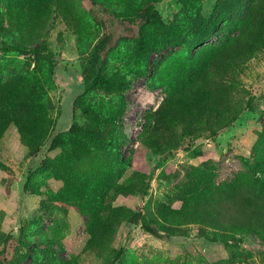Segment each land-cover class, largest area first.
<instances>
[{
  "label": "rangeland",
  "instance_id": "obj_1",
  "mask_svg": "<svg viewBox=\"0 0 264 264\" xmlns=\"http://www.w3.org/2000/svg\"><path fill=\"white\" fill-rule=\"evenodd\" d=\"M146 1L0 0V242L5 234L22 241L17 264H108L119 243L124 250L113 264H264L256 234L179 225L168 212L180 207L183 189L201 173L220 182L249 164L256 176L263 174L256 147L264 146V48L235 74V113L228 125L212 130L211 122L187 125L165 115L177 86L200 71L246 19L264 23V1L154 0L164 27L128 29L117 20L101 21L103 7L131 17ZM213 14L216 33L193 47L200 19ZM109 31L115 36L104 74H123L131 86L118 121L102 128L105 142L84 141L67 132L73 122L85 123L72 103L85 90L81 73L92 47ZM139 37L152 43L151 51ZM2 40L26 53L3 50ZM38 44L51 53L33 52ZM87 101L103 114L118 106L116 94L102 90L89 92ZM46 121L49 128L36 137L40 150L30 155L28 138L39 127L42 132ZM58 132L67 141L51 150ZM137 209L135 224L128 216ZM103 219L109 222L102 228Z\"/></svg>",
  "mask_w": 264,
  "mask_h": 264
},
{
  "label": "trees",
  "instance_id": "obj_2",
  "mask_svg": "<svg viewBox=\"0 0 264 264\" xmlns=\"http://www.w3.org/2000/svg\"><path fill=\"white\" fill-rule=\"evenodd\" d=\"M153 1L147 0L131 17L118 16L103 7L100 11L104 13L106 18L101 19V21L105 23L107 19L117 20L118 25L126 26L128 29L140 28L147 24H158L164 27L166 25L154 8ZM218 22L217 14H213L208 20L200 19L199 28L194 31L192 46L196 47L210 39L217 31ZM114 36L113 31L102 34L92 47L89 59L82 69L81 81L85 84V90L75 98L72 107L73 113L77 108L80 110L85 117V123L82 126L73 122L67 131L70 136L80 137L84 141L105 142L103 126L115 124L123 113L124 107H126L125 92L130 88L131 80L123 74L116 76L104 74L107 51L111 49ZM140 37L137 39L138 42L147 51H151L152 43H147ZM180 43L177 41L175 45ZM1 47L7 52L26 53V50L8 44L4 40L1 42ZM260 48H264V23L259 20L246 19L239 28L237 35L217 48L200 71L198 70L187 83L177 86L170 97V104L165 115L174 117L177 115V118H181L180 120L187 125H195L201 121L211 122L210 128L212 130L228 125L235 113L231 96L235 74ZM32 50L33 52L51 53L44 44L32 46ZM49 81L53 86L51 78ZM95 90L116 94L118 106L114 112L103 114L87 101V94ZM36 122L40 124L42 121L37 120ZM45 124L42 132H40L42 127H39L36 134L28 138L30 155H35L40 150L41 144L36 142L39 139L36 137L38 133L40 137L45 134L50 123L46 121ZM22 125L23 123L21 126L19 124L20 130L23 128ZM33 131L35 132V130ZM66 141L65 133L58 132L51 138L49 149L54 150L63 147ZM143 143L148 148L154 149L150 141L144 140ZM108 145L116 150L119 148V144L114 141H109ZM256 148L259 150V161L264 164V146L261 147L257 144ZM163 159L164 157L159 158L153 169H156ZM246 166V171L239 170L229 180L217 182L213 180L211 175L204 173L197 176L195 180H191V184L183 189L184 195L180 207L168 210L172 222L179 225L198 224L213 230L225 231L229 233L228 235L233 233L256 234L264 244V166H262L263 174L260 175L261 177L255 175L257 170L249 167V164ZM90 204L94 203H91L90 200ZM94 207L97 206L94 205ZM98 209L100 211L101 206ZM140 216L141 211L137 209L129 213L128 219L137 224ZM165 220L168 219L165 218ZM107 221V219H103L102 228L108 226ZM110 225L113 226V223L111 222ZM145 227L150 232L159 235L157 230L149 228L147 225ZM95 229L99 231L100 226H96ZM127 233L124 230L123 234L126 235ZM11 242L14 244H10ZM22 244L20 239L5 234L0 242V264H17L14 254ZM98 244L100 245V242ZM123 250L124 247L121 243L113 248L112 259L108 264H113L121 256Z\"/></svg>",
  "mask_w": 264,
  "mask_h": 264
}]
</instances>
